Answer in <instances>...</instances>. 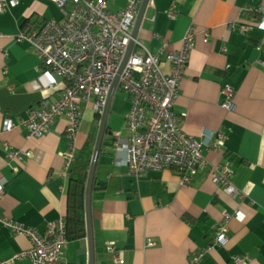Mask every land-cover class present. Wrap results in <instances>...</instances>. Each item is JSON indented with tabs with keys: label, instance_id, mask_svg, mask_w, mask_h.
<instances>
[{
	"label": "crops",
	"instance_id": "obj_1",
	"mask_svg": "<svg viewBox=\"0 0 264 264\" xmlns=\"http://www.w3.org/2000/svg\"><path fill=\"white\" fill-rule=\"evenodd\" d=\"M106 1L110 11L118 12L129 0ZM259 6L264 8V0H148L136 37L152 52L164 43L168 50L177 49L194 27L195 43L172 111L187 134L197 140L204 133L212 135L213 142L203 148L204 163L187 183L172 168L135 177L119 148L130 133V97L125 93L119 102L112 100L92 190L94 264H119L108 244L121 252L123 264H233L235 257L264 264V28L258 21ZM60 16L50 0H19L0 11V217L40 235L65 219L69 174L64 175L63 153L71 142L63 114L43 136H26L21 119L27 110L44 98L56 99L63 86L38 87L40 59L19 35ZM242 25L247 29L241 30ZM162 67L166 71L168 64ZM223 83L235 89L232 110L221 105ZM97 114L91 103L85 106L69 172L86 141L97 133ZM6 117L13 121L10 130L2 127ZM219 135L222 145L216 144ZM5 143L32 154L19 163L8 161ZM224 163L233 169L237 195L224 193L211 180V166ZM235 209L244 218L228 220L226 244L212 242L223 212ZM30 246L27 235L0 223V262ZM202 251L203 257L192 261ZM61 257L59 264H87L86 237L66 238ZM10 264L35 263L25 256Z\"/></svg>",
	"mask_w": 264,
	"mask_h": 264
},
{
	"label": "built area",
	"instance_id": "obj_2",
	"mask_svg": "<svg viewBox=\"0 0 264 264\" xmlns=\"http://www.w3.org/2000/svg\"><path fill=\"white\" fill-rule=\"evenodd\" d=\"M61 10L59 19H46L20 33L41 62L38 87L55 88L60 83V95L49 100L44 98L38 106L30 107L21 124L27 138L43 136L52 126L56 117L67 118L66 132L71 142L63 153L65 174L74 158V139L85 106L91 103L93 110L102 114L110 89L118 75L120 65L127 53L129 43L132 50L119 74L118 87L130 97V108L126 115L129 136L120 144L124 152V163L131 175L138 177L147 170H176L182 183L190 181L204 163L203 148L213 142L212 135L203 134L200 140L187 134L181 119L172 111V106L180 92V82L188 63L189 53L195 43L194 27L190 26L180 40L177 49L168 50L164 43L158 52H152L137 37L132 36L138 7L141 0H129L118 12L108 9L106 0H50ZM19 0H0V11L15 7ZM251 7H248V10ZM247 10V9H246ZM259 23L264 28V8L258 7ZM170 16H174L169 11ZM246 30L247 26H240ZM260 47L264 50V36ZM166 62L165 71L162 63ZM40 80H44L41 83ZM117 87V88H118ZM222 107L234 108L235 89L229 83L221 87ZM4 130L13 127V121L6 117L2 122ZM217 145L223 144L219 135ZM5 158L22 162L32 154L31 150L17 149L5 143ZM213 183L222 191L234 196L239 190L232 182L233 169L227 164H214L210 168ZM0 184V195L2 193ZM232 217L244 218L240 209L224 211L222 220L216 227L212 242L225 245L228 241L227 222ZM0 223L14 233L25 234L31 246L17 252L0 264H10L21 257H29L35 264H59L62 248L66 242V222L59 218L40 235L32 228L11 219L0 217ZM108 249L115 253V260L123 264L121 252L112 244ZM204 251L196 253L192 261L203 257ZM233 264H246L239 257Z\"/></svg>",
	"mask_w": 264,
	"mask_h": 264
},
{
	"label": "water",
	"instance_id": "obj_3",
	"mask_svg": "<svg viewBox=\"0 0 264 264\" xmlns=\"http://www.w3.org/2000/svg\"><path fill=\"white\" fill-rule=\"evenodd\" d=\"M148 0H141V3L138 8V12L135 19L134 28L132 31V36L135 38L137 36L138 29L140 27V23L142 21L145 8L147 6ZM133 42L129 43L127 53L120 65L118 75L115 77L110 92L108 94L106 104L104 106L103 112L100 117L94 145L92 148V155L90 158V163L87 170V177L84 189V217H85V229H86V241H87V254H88V263L87 264H94L95 263V241H94V234H93V218H92V190H93V183H94V175L95 169L97 165V160L100 152V148L103 142V137L106 131L107 119L110 110V106L114 97V94L118 87V77L121 73L127 58L132 50Z\"/></svg>",
	"mask_w": 264,
	"mask_h": 264
},
{
	"label": "trees",
	"instance_id": "obj_4",
	"mask_svg": "<svg viewBox=\"0 0 264 264\" xmlns=\"http://www.w3.org/2000/svg\"><path fill=\"white\" fill-rule=\"evenodd\" d=\"M97 117L100 119L99 114ZM95 137L96 134L93 132L79 151L70 170L71 173L69 172L67 213L65 216L67 239H78L86 236L84 189Z\"/></svg>",
	"mask_w": 264,
	"mask_h": 264
},
{
	"label": "rangeland",
	"instance_id": "obj_5",
	"mask_svg": "<svg viewBox=\"0 0 264 264\" xmlns=\"http://www.w3.org/2000/svg\"><path fill=\"white\" fill-rule=\"evenodd\" d=\"M125 95V92L122 91L119 87L117 88L115 94H114V103H117L119 102V100L121 99L120 97L124 96Z\"/></svg>",
	"mask_w": 264,
	"mask_h": 264
}]
</instances>
